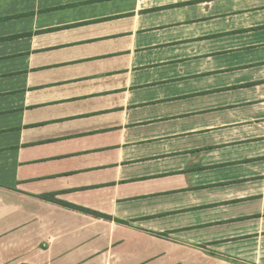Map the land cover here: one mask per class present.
<instances>
[{"label":"crops","instance_id":"crops-1","mask_svg":"<svg viewBox=\"0 0 264 264\" xmlns=\"http://www.w3.org/2000/svg\"><path fill=\"white\" fill-rule=\"evenodd\" d=\"M0 264H264V0H0Z\"/></svg>","mask_w":264,"mask_h":264},{"label":"trees","instance_id":"trees-1","mask_svg":"<svg viewBox=\"0 0 264 264\" xmlns=\"http://www.w3.org/2000/svg\"><path fill=\"white\" fill-rule=\"evenodd\" d=\"M99 1H103V0H99ZM47 201H51V202H53V203H58L54 198H45ZM64 207H66V208H69V209H72V210H76V211H80V212H83V213H85V214H89V215H92V216H94V217H98V218H105V217H103V216H101V215H98V214H96V213H93V212H90V211H87V210H84V209H80V208H77V207H74V206H71V205H67V204H64L63 205Z\"/></svg>","mask_w":264,"mask_h":264}]
</instances>
